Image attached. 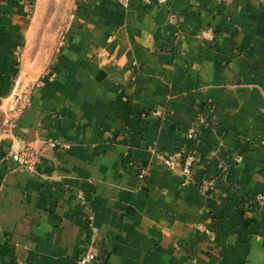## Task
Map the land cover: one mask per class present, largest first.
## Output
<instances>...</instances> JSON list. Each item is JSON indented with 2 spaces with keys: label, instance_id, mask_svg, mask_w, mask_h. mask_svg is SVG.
<instances>
[{
  "label": "crops",
  "instance_id": "crops-1",
  "mask_svg": "<svg viewBox=\"0 0 264 264\" xmlns=\"http://www.w3.org/2000/svg\"><path fill=\"white\" fill-rule=\"evenodd\" d=\"M44 3L0 0V264H74L92 235L95 264H264V0H84L43 64ZM200 113L180 188L153 153L187 150ZM25 147L36 172L1 161Z\"/></svg>",
  "mask_w": 264,
  "mask_h": 264
},
{
  "label": "built area",
  "instance_id": "built-area-1",
  "mask_svg": "<svg viewBox=\"0 0 264 264\" xmlns=\"http://www.w3.org/2000/svg\"><path fill=\"white\" fill-rule=\"evenodd\" d=\"M122 5L126 6L128 1L130 0H117ZM142 4L146 6H159L165 7L168 4L169 0H140ZM169 22L172 24L178 23V17L175 15H171L169 18ZM67 31V30H66ZM66 31H63L60 35L58 46L61 47L65 43ZM198 37H204L206 40H211L213 38V31L211 29H207L201 31ZM14 55L19 57V51L16 50ZM29 106V97L26 92L23 93L22 98L20 99V105L18 109L15 111V114H18L20 110L27 108ZM155 116H158L154 113ZM16 117V116H15ZM11 120V119H10ZM10 120L5 121V124H9ZM209 117L206 113H200L189 122L185 136L187 139V150L177 149L171 153L169 156H164L163 154H157L155 159L159 160L162 166L171 173H179L185 178H191L192 170L196 165V156L193 152V146L197 137L199 135L200 129L208 127ZM44 146L51 150H62L65 151L68 149L66 145H62L52 140H45ZM40 152L36 151L33 148L25 147L21 148L18 151H12L8 153L5 157L1 159V161H7L11 163L15 168L22 169L31 173L37 171V166L39 163ZM141 168L138 176L140 178L143 177L144 171ZM254 203L261 209H264V195L256 194L253 197ZM101 250V244L99 238L92 236L89 241V245L83 251L80 263L82 264H91L98 260V256Z\"/></svg>",
  "mask_w": 264,
  "mask_h": 264
},
{
  "label": "rangeland",
  "instance_id": "rangeland-1",
  "mask_svg": "<svg viewBox=\"0 0 264 264\" xmlns=\"http://www.w3.org/2000/svg\"><path fill=\"white\" fill-rule=\"evenodd\" d=\"M36 1V0H35ZM81 1H84V0H45V3H44V6H42V8H41V10L40 11H42L43 12V14H44V16H43V20H44V22H46V23H51V27L52 28H57V29H59V33H58V35H57V39L55 40V42H54V46H52V48L50 49V51H49V49L45 52V53H42L41 55H40V61L39 62H41V63H43V64H45V63H48L49 61H50V59L59 51V52H61V48H59V46H58V39L60 38L59 36H60V32L61 31H63L64 29L66 30V25H67V22L69 21V17H70V15H71V13H73L76 9H74L75 7H77V6H80V2ZM117 1V0H116ZM169 1H172V0H169ZM169 1H168V3H169ZM118 2V1H117ZM118 3H120V2H118ZM128 3H129V1H128ZM128 3H127V5H128ZM35 4V3H34ZM121 4V3H120ZM122 5V4H121ZM127 5L126 6H124V5H122L123 7H127ZM35 10V7L34 8H32V10H31V12H33ZM48 18V19H47ZM59 27V28H58ZM65 27V28H64ZM210 29V28H209ZM201 31H204V30H201ZM201 31H199L195 36H194V38L197 40V41H200V42H206V41H208V40H206V38H204V37H198V35H199V33L201 32ZM177 34V33H176ZM174 35V38H173V42H172V44L173 45H177V42L179 41V37H178V35ZM180 36V35H179ZM213 36H214V34H213ZM56 50H58V51H56ZM20 54H21V52H20ZM19 54V55H20ZM45 56H46V58H45ZM40 63V64H41ZM44 72V71H43ZM43 72H41L39 75H43L44 73ZM41 78L42 77H40V79L39 80H41ZM31 84H33V82L31 83ZM31 87L32 86H30L29 87V89H28V91H30V89H31ZM158 116H160L159 114L160 113H158V112H155ZM198 115V114H197ZM196 115V116H197ZM196 118V117H195ZM195 118H193V119H195ZM192 119V120H193ZM191 120V121H192ZM190 121V122H191ZM209 121V120H208ZM210 122V121H209ZM209 124L210 123H208V127H209ZM208 127H206V128H208ZM179 149V148H178ZM177 150V149H176ZM175 151V150H174ZM157 154H162V152H159V151H156V152H154L153 153V157H154V159H155V156L157 155ZM171 155V154H170ZM240 157L239 156H235L234 157V161L235 162H237V161H239L240 159H239ZM156 160V162L162 167V169L164 170V171H166V172H168V173H171V172H169V171H167L163 166H162V164L160 163V161L159 160H157V159H155ZM196 162H197V159H196ZM143 170L142 171H144V175H143V177L141 178V179H143L144 178V176H145V174H146V168H142ZM193 171V170H192ZM176 174H179V173H176ZM179 175H181V174H179ZM139 177V176H138ZM181 177H182V182H181V184L179 185V187L180 188H184L186 185H188V183H190L191 181H192V176H191V178H185V177H183L182 175H181ZM140 178V177H139ZM203 186H205V187H207L208 186V184H207V186L205 185V184H203ZM77 198L79 199V200H83V196H82V194L81 193H79L78 194V196H77ZM261 209V208H260ZM87 225H88V227H91L92 226V220L91 219H88L87 220ZM199 229H200V227H199ZM198 229V230H199ZM207 235L209 236V233H207ZM92 236H96L97 238H99V236L98 235H92ZM89 241H90V239L88 240V242L86 243V245L83 247V249H82V251H81V253L79 254V256L77 257V259L75 260V263L74 264H82V263H80L79 261H80V259H81V256H82V253H83V251L86 249V247L89 245ZM100 257V253H99V256H98V258ZM102 258V257H101ZM96 262H94V263H91V264H95Z\"/></svg>",
  "mask_w": 264,
  "mask_h": 264
}]
</instances>
